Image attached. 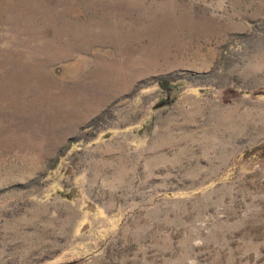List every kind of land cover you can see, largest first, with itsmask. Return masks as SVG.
<instances>
[{"label": "rangeland", "instance_id": "1", "mask_svg": "<svg viewBox=\"0 0 264 264\" xmlns=\"http://www.w3.org/2000/svg\"><path fill=\"white\" fill-rule=\"evenodd\" d=\"M0 264H264V0H0Z\"/></svg>", "mask_w": 264, "mask_h": 264}, {"label": "trees", "instance_id": "2", "mask_svg": "<svg viewBox=\"0 0 264 264\" xmlns=\"http://www.w3.org/2000/svg\"><path fill=\"white\" fill-rule=\"evenodd\" d=\"M159 86L162 88V90L165 92L167 98H172V93L174 90V85L171 80L165 79L162 82H159ZM170 104V103H169Z\"/></svg>", "mask_w": 264, "mask_h": 264}]
</instances>
